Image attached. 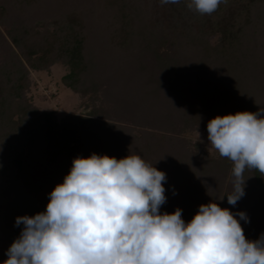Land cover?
Returning <instances> with one entry per match:
<instances>
[{
  "label": "trees",
  "instance_id": "obj_1",
  "mask_svg": "<svg viewBox=\"0 0 264 264\" xmlns=\"http://www.w3.org/2000/svg\"><path fill=\"white\" fill-rule=\"evenodd\" d=\"M86 1L96 10L95 15L106 16L112 46L132 55L134 58L130 59L138 64L136 69L145 73L150 69L137 56L150 49L153 62L164 77L153 84L148 79L147 85L125 87L126 96L121 93L117 97L120 109L115 112L113 108L96 105L100 101L98 78L108 67L98 53H93L80 13L65 11L58 15L54 2L47 0L48 9L39 11L41 17L36 22L33 20L15 31L11 36L15 50L12 48L8 58L0 61V264L8 258L7 250L24 228L23 224H16V218L46 211L50 193L63 183L74 158L106 153L121 159L134 154L147 161L159 152V144L148 131L137 125L140 133L137 135L132 127L114 120V114L120 117L126 112L128 99L135 103L132 119L138 116L140 103L154 108V98L158 99L161 90L176 103L182 102L191 118L184 121L185 127L173 131L178 135L186 128L195 130L203 124L207 128L216 116L264 109V37L260 39L264 36L260 23L264 0H227L211 15H201L187 7L190 0H180L171 7L177 9L179 16L183 12L193 13L194 24L177 35H171L167 29L146 32L147 25L153 23L140 0ZM6 14L5 7L0 6V18ZM47 16L51 20H43ZM167 42L171 50H163ZM182 52L190 62L187 78L178 72L181 65L177 58ZM55 64H64L69 69L62 78L64 86L94 104L88 115L70 116L59 123L53 113H39L26 96L30 71L49 70ZM184 84L189 92L184 93ZM163 109L158 105V110ZM86 148L88 151H84ZM184 151L174 157L181 168L209 163L188 169L185 188L189 196L194 193L199 199L186 205L187 210L216 202L233 213L245 212L248 222L240 220L245 237L259 239L264 233V174L255 169L245 170V195L233 206L227 201V195L233 192L232 162L221 156L205 160L197 151L189 156ZM212 177L215 183L211 187L196 189V182ZM229 177L230 190L223 191ZM26 189H40V195L31 193L39 200L29 196ZM203 193L206 199L201 200ZM34 201L39 203L33 204ZM169 207L168 212L173 213L172 206ZM188 220L190 212L184 217L185 222Z\"/></svg>",
  "mask_w": 264,
  "mask_h": 264
},
{
  "label": "clouds",
  "instance_id": "obj_2",
  "mask_svg": "<svg viewBox=\"0 0 264 264\" xmlns=\"http://www.w3.org/2000/svg\"><path fill=\"white\" fill-rule=\"evenodd\" d=\"M221 3L227 0H190L187 7L211 15ZM207 131L233 164L227 201L235 206L245 195V170L264 174V109L216 116ZM166 179L139 155L74 158L46 211L16 218L24 228L3 264H264V233L245 237V212L209 202L187 223L180 208L161 213Z\"/></svg>",
  "mask_w": 264,
  "mask_h": 264
},
{
  "label": "rangeland",
  "instance_id": "obj_3",
  "mask_svg": "<svg viewBox=\"0 0 264 264\" xmlns=\"http://www.w3.org/2000/svg\"><path fill=\"white\" fill-rule=\"evenodd\" d=\"M21 1L22 0H0V6L5 7L7 10L6 16L0 18V61L8 58V54L12 48L15 50L11 38L15 31L22 25L30 24L33 20L36 22L39 17H41L39 11L48 9V6H46L47 0H28V3L25 2L27 0H24L22 3ZM50 1L54 2V8L59 11L58 15L65 11H70L72 13L75 11L76 13H80L85 23L86 33L89 38V43L92 45L93 53H98L101 61L108 67V70L98 78V96L100 101L96 102V105H101L107 109L113 108L114 111L117 112L120 109L117 107V104H120V101L117 102L116 99L117 97H120V95L122 96V94L126 96L123 93L125 87L129 88L134 85H136V87L139 85H147L150 83L148 82V79L152 81L150 84H153V82L159 80L162 76L164 77V73L158 70L156 62H153L154 55L151 53L150 49L143 54L137 52V57L141 58L144 64L150 69L145 73L136 69L138 64L136 60L130 59L131 57L134 58L132 55L112 46L108 35L109 29L108 27L106 28L107 24H105L106 16L102 13L98 14V16L95 15L94 12H96V10L94 9L93 11L92 5H90L88 1ZM140 2L153 23H149V26L147 25L148 28L146 32L148 33H157V31L167 29L166 31H169L168 33L171 35L174 33L177 35L179 32H184L185 30L190 29L194 24V21L191 19L193 13L183 12L179 16L177 9L171 7V3L161 5L160 0H140ZM49 6L52 7L50 3ZM73 7H76L77 9ZM99 17L102 20H99ZM49 19L51 20V18L47 16L43 20L47 21ZM91 19H95L96 22H93ZM261 19V27L264 29V7L261 10ZM260 37L262 40L264 36L261 35ZM171 49L172 46L169 45L168 42L163 47V50ZM137 53H135V55H137ZM185 58H187V56L183 52L180 53L177 58L181 65L178 71L179 76L185 74L183 78L185 76L186 78L190 77L187 69V64L190 62ZM68 72L69 69L64 64H55L49 70L39 72L30 71V87L26 93V96L32 101L39 113H53L59 123L63 122L70 116L88 115L94 108V104L87 98H81L78 94L64 86L62 78ZM134 74L135 76H133ZM185 83L187 84V82ZM186 84L183 86V90H185L184 93H186V91L189 92V87ZM158 96V99L154 98V108L152 106V108H149V105H146L144 102L140 103V110L135 119L130 118L132 110L135 107L134 101L130 99L125 103L128 107L126 112L120 114V117L117 114H114L113 117L115 121L118 120L117 122H120L124 127H132L133 132L137 135L140 133H138L139 131L137 132L136 126H140L141 130L148 131V133L154 138V141L159 144V152H157L156 155L149 157L148 160L146 159V162L166 173L167 179L164 183V187L167 199L166 203L160 207V212H170L169 206H172L173 212L177 208L182 210L183 219L186 214L190 212L192 220L194 215L198 212L199 206L195 209L192 208L187 210L186 205L194 200L197 201L199 198L194 193L189 196L187 189L185 188V183L188 179L187 172H189L188 169L190 167L196 169L195 166H201L203 164L208 166L209 163L206 161L198 162V164H192V166L185 165L181 168L179 164L177 165L176 159L174 158L176 157L175 154L181 150L184 151L185 149L184 152H187L189 156L191 152L197 151L200 158L205 160L219 158L220 155L218 151L211 146L208 140V131L205 127L206 124L201 125L200 128L195 130L186 128L184 133L180 135L173 134L174 130L185 127L187 122L184 121L191 118L189 109L188 107H184L182 102L179 104L175 102L176 100L174 101L170 99V96L165 95L162 90L158 93ZM157 102L160 107H164L165 109L158 110ZM84 151H88L87 148ZM102 155H106V153ZM84 157L87 158L88 156L85 154ZM200 161L202 160L200 159ZM63 165L65 166L66 162H64ZM176 165L177 167H175ZM178 166L181 168L180 171L178 170ZM230 179L231 178L229 177L226 184L223 186V191L230 190ZM191 182H195L194 179H192ZM214 183L215 181L213 180V177L207 178L205 179V182H196L195 187L199 191L201 188L211 187ZM26 190L27 194L31 197L42 193L40 189H35V191ZM174 191L176 194H173ZM32 192L35 193L34 196L31 194ZM34 198L38 199L36 197ZM200 198L201 200L206 199V194L203 193ZM37 202L38 201H34L33 204H38L39 202ZM27 203L31 204L32 202L27 201ZM219 206L222 207L223 204H220ZM191 220L186 222H190Z\"/></svg>",
  "mask_w": 264,
  "mask_h": 264
}]
</instances>
